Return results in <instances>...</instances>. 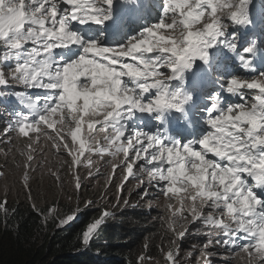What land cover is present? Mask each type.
I'll use <instances>...</instances> for the list:
<instances>
[{
    "label": "snow or ice",
    "instance_id": "6c2138e0",
    "mask_svg": "<svg viewBox=\"0 0 264 264\" xmlns=\"http://www.w3.org/2000/svg\"><path fill=\"white\" fill-rule=\"evenodd\" d=\"M114 0H0V90L14 86L13 95L21 107L0 127V143L22 142L19 160L13 167L19 174L14 183L31 213L47 225L60 228L75 215L92 207L94 200H80L86 181L94 178L93 157L107 163L111 183L123 169L118 185L123 189L137 180L135 195L141 201L166 200L169 242L163 251L165 264H185L181 258L184 242L195 230L201 237L203 264H214L222 248L229 254L244 253L248 264H264V72L251 78L231 77L223 91L238 102L221 107L219 93L210 97L205 111L206 132L180 143L160 131H128L124 121L135 112L153 116L163 123L170 112L185 113L192 100L183 86L185 74L197 61L209 63V49L223 47L235 52L237 39L228 30L251 26V0H161L159 20L119 47L101 46L98 40L85 41L69 29L73 22L102 25L111 19ZM126 7L146 11L151 0H121ZM77 45L81 54L74 60L54 58L57 48ZM255 41L241 50L238 60L250 69L249 54ZM195 83L193 87H195ZM39 89L42 96L30 95ZM6 95L0 91V100ZM102 133V138L97 134ZM43 137L59 160V168L48 176L67 194L75 208L61 213L58 205L41 208L33 196L32 177L42 165L37 162ZM12 151H16L13 149ZM81 168L87 176L81 175ZM71 176L64 187L61 171ZM137 170L147 176L137 175ZM95 175H100L96 168ZM0 176H5L0 169ZM6 178V176H5ZM10 190L0 197V215L5 229L17 215L9 209ZM123 197L113 208H120ZM83 205V208L81 207ZM129 206L128 200L123 201ZM137 205H132L136 207ZM114 212L104 210L82 232L86 247ZM18 228L19 225L17 224ZM144 245V249H147ZM194 256V252H189ZM146 251L132 264H145ZM224 264H230L225 260Z\"/></svg>",
    "mask_w": 264,
    "mask_h": 264
},
{
    "label": "rangeland",
    "instance_id": "374dc122",
    "mask_svg": "<svg viewBox=\"0 0 264 264\" xmlns=\"http://www.w3.org/2000/svg\"><path fill=\"white\" fill-rule=\"evenodd\" d=\"M255 2H257V0H251L250 3V11L253 21L252 25L236 26L228 30V35L231 36L234 33L238 42L235 52H228L226 49L220 46L211 48L209 49L210 58L207 65H204L200 61H197L194 69L191 72H187L185 74L186 83L184 85H181L180 81L172 82L177 86H183L187 93L192 95V100L187 105H185V107L190 106L188 111L189 113H191L193 109L191 107H194L196 105L198 106L196 110L199 111L195 110L194 112L196 120H201L203 122V119L205 117L204 110L207 109L210 104H204V101L209 100L214 92L217 93V91H221L222 94L225 95V98H222L223 103L221 104V107H225L228 104L238 102L237 97L223 91L224 84L217 82L219 85L215 86L216 81L219 80V76H221L219 75V73H217V76H215L216 79H211V76H213L212 73L215 72V70H220L224 64H229L227 68L230 74L226 76L225 79L220 80L222 81V83H226L229 78L234 77L233 73H231V70H235L238 65L241 66V63L238 60L237 50L241 52L244 47L249 45L248 41L250 40V38H253L256 35L259 36V33H261L260 28L264 24V9L254 8ZM160 10L161 0L151 1L146 11H138L135 8L126 7L121 3V0H114V3L112 5L111 17L119 23V30L121 28H128V31L131 34L124 36L128 41V39L132 37V35L135 36L137 33L144 30L148 26L155 24L160 18ZM69 29L76 32L78 31V25L71 23L69 25ZM122 33L125 34L124 32ZM100 45L105 47H119L123 44H114L113 46H106V44ZM260 46L261 43L260 41H258V43L255 44V51L252 54H249L251 62L256 60L257 50L260 48ZM251 67L252 66L250 64V68ZM243 74L247 75V73L245 72ZM194 83L196 85L195 87H193ZM5 89H2L0 91H5ZM200 111L203 112L202 115L197 114ZM124 123L127 125L129 132H132L134 130H142L150 133V130L153 129L155 125V120L153 119V116L137 111L132 115L130 119L124 121ZM102 136V133L97 134V138H102ZM12 139L14 141L12 144L0 143V169H3L6 176V178L5 176H0V197L3 196V193L7 187V189L10 190V195L8 197L9 203L14 200H26L24 194L21 192L20 185L18 183H14L15 180L19 179V174L13 167V159H20L18 149L23 145L22 142L15 140V136H13ZM13 149H15L16 151H12ZM40 150H44V152L42 156L38 154L37 162L40 163L42 167L40 168V170L35 172L32 177L34 181V183L32 184L33 196L36 197L37 202L39 203L41 208H44L46 204H53L55 202L58 205L61 213H65L67 212L69 206L75 208L76 196L74 193L72 194V202L71 204H69L67 194L63 193L57 187L56 181L48 176L47 173L49 168L53 170L59 168V160L54 154V151L50 149L48 142L43 137H41V142L38 146V153ZM111 159V157H106L105 162L101 163L100 157H93L96 168L100 169V175H95L96 168L92 169L94 178L90 181H86L87 187L81 193L80 200L91 199L94 200L95 203L92 207L78 212L71 222L83 220L85 214H87L90 218L93 216L99 217L101 212L104 210L114 212V215L105 219L106 221L115 217L116 212L122 211L126 208L140 207L150 209L154 214L156 220L159 221L162 230L159 234V239H156V244H152L149 242L148 245V242H144V245H147L148 247L145 250L143 245L141 249L142 251H146L147 254L151 257V260L146 261L145 264H165L163 251L168 250L169 242L166 237L170 235V233L167 231V218L169 214L166 211V200L163 197H160L151 201H141L140 197L135 195V192L137 190L136 179H130L124 184L123 189H120L118 185L122 183L121 175L123 173V169L117 170L115 178L110 184L106 183L111 173L110 165L107 163V161H110ZM80 171L82 176H87V170L85 168H81ZM137 175L143 177L145 180L147 179V176L144 173L139 172V170H137ZM61 179L63 180L64 187L68 188L70 191L69 185L72 178L67 173L66 169L61 171ZM121 196L123 197V199L119 201L121 207L114 209L113 205L117 203V198ZM124 200H128L129 202V206L126 208L123 205ZM132 205L137 206L132 207ZM81 207L83 208V205H81ZM89 220L90 219H88L87 222H90ZM54 224H58V222H53L52 225ZM201 239V237L195 234V230H193V233L190 234L188 239L185 240L184 248L181 254V258L185 262V264H203V260L201 259V254L199 251V249L202 247ZM161 244L164 245L163 251L160 248ZM189 252H194L195 255L189 256ZM212 259H214V264H224L225 260L230 261V264H248V256L246 254H229L225 253L222 248L220 249V254L212 257Z\"/></svg>",
    "mask_w": 264,
    "mask_h": 264
},
{
    "label": "trees",
    "instance_id": "16d2710c",
    "mask_svg": "<svg viewBox=\"0 0 264 264\" xmlns=\"http://www.w3.org/2000/svg\"><path fill=\"white\" fill-rule=\"evenodd\" d=\"M255 8L264 9V0H257ZM260 32V40L256 36L250 41L259 40L264 51V24ZM257 74L239 76L251 78ZM12 208L18 211L9 228L5 229L0 215V264H132L144 242L156 244L162 230L150 209L126 208L104 221L85 247L82 232L99 217L85 214L83 220L60 228L52 225V220L44 225L24 199L10 202L9 209Z\"/></svg>",
    "mask_w": 264,
    "mask_h": 264
},
{
    "label": "clouds",
    "instance_id": "9594fccd",
    "mask_svg": "<svg viewBox=\"0 0 264 264\" xmlns=\"http://www.w3.org/2000/svg\"><path fill=\"white\" fill-rule=\"evenodd\" d=\"M14 89H15L14 86H8V88L5 89L4 92L6 93V95L1 100L2 103L6 102V100L8 101V100L12 99L11 98V96H12L11 93L14 92ZM3 115H4V112H3V110H2V108L0 106V121L2 122V123H0V127L3 126L4 122L7 120L8 116L11 115V113H7V114H5V116H3Z\"/></svg>",
    "mask_w": 264,
    "mask_h": 264
},
{
    "label": "bare ground",
    "instance_id": "6f19581e",
    "mask_svg": "<svg viewBox=\"0 0 264 264\" xmlns=\"http://www.w3.org/2000/svg\"><path fill=\"white\" fill-rule=\"evenodd\" d=\"M151 1H153V0H151ZM258 12V11H257ZM121 30V32H124L125 34H126V36L127 35H130L131 33L128 31V28H121L120 29ZM252 33V32H251ZM133 36V35H132ZM216 49V48H215ZM212 71V70H211ZM223 100V99H222ZM10 105H12V104H10ZM12 108V107H11ZM226 253V252H225Z\"/></svg>",
    "mask_w": 264,
    "mask_h": 264
}]
</instances>
